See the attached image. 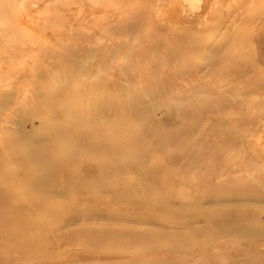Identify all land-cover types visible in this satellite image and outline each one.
I'll return each instance as SVG.
<instances>
[{
    "label": "rangeland",
    "instance_id": "1",
    "mask_svg": "<svg viewBox=\"0 0 264 264\" xmlns=\"http://www.w3.org/2000/svg\"><path fill=\"white\" fill-rule=\"evenodd\" d=\"M0 264H264V0H0Z\"/></svg>",
    "mask_w": 264,
    "mask_h": 264
},
{
    "label": "bare ground",
    "instance_id": "2",
    "mask_svg": "<svg viewBox=\"0 0 264 264\" xmlns=\"http://www.w3.org/2000/svg\"><path fill=\"white\" fill-rule=\"evenodd\" d=\"M234 35H235V33H234ZM39 170H42L41 171V175L40 176H37L36 177V179H35V181H36V183L34 182V184L36 185V186H38V187H41V188H43V187H45V185H46V183L47 182H49L50 181V179L56 174V172H57V170H58V168H57V166H55V165H51V164H49V165H45V164H42V166H39V168H38ZM38 184V185H37ZM43 184H45L44 186H42ZM149 205V204H148ZM164 205H165V203H164ZM150 206H152V205H150ZM150 206L148 207V208H150ZM161 206V205H160ZM147 207V206H146ZM159 207V206H158ZM166 206H162V208H165ZM151 209V208H150ZM161 209V208H160ZM159 209V210H160ZM148 210V209H147ZM153 211V210H152ZM222 226V225H221ZM226 228V227H225ZM227 230V229H226ZM107 235V234H106ZM117 235H119V233L117 234ZM116 236V235H115ZM130 236V235H129ZM120 237V236H119ZM118 236H117V238H119ZM129 241V240H128ZM118 242V241H117ZM118 244H119V242H118ZM107 245V244H106ZM105 246V245H104ZM109 247V246H108ZM113 247V246H112ZM124 247V246H123ZM123 254V253H122ZM124 255V254H123Z\"/></svg>",
    "mask_w": 264,
    "mask_h": 264
}]
</instances>
